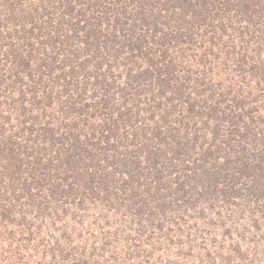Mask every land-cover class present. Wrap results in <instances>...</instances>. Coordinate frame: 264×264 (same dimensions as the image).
Masks as SVG:
<instances>
[{"label": "trees", "instance_id": "16d2710c", "mask_svg": "<svg viewBox=\"0 0 264 264\" xmlns=\"http://www.w3.org/2000/svg\"><path fill=\"white\" fill-rule=\"evenodd\" d=\"M40 3L46 14L26 13L19 7L22 1L0 0V14L3 6L8 10L3 21L0 17V89L9 63L14 64L9 77L23 82L21 74H27L21 89L9 91L12 97L16 92L20 95L18 110L9 97L0 98V109L7 104L12 109V113L0 112V264H11L12 259L19 263L25 257L21 252L40 253L41 247H47L40 259L47 264H233L231 255L217 258L220 254L210 250L206 258L193 263L191 258L183 263L177 257L186 254L187 243L201 240L204 246L207 242L215 246L217 238L209 241V230L205 236L189 232H198L203 223L225 229L222 240L228 237L235 252L242 247L229 235L232 222V227L240 220L246 222L241 241L248 239L251 228H263L264 115L246 109L264 95V0ZM5 22L20 25L19 31L12 34L4 29ZM1 26L8 36H3ZM176 52L182 61L198 66L187 70L184 86L178 73L185 69L174 57ZM120 66L129 80L123 89L114 80L119 76L113 69ZM215 72L232 84L226 89L215 83ZM133 80L147 83L151 97L165 98L170 91L167 103L175 109V100H183L188 116L200 117L205 126L210 120L227 122V136L217 123L211 129L213 142L205 148L184 117L182 137V129L162 130L158 124L149 129L141 119L142 110L128 104L134 101L129 96H139L130 89ZM250 86L260 92H247ZM186 89L197 91L201 99L206 95L202 106L184 93ZM65 97L67 111L78 115L77 122L57 129L50 127L51 120L35 122L39 105ZM117 97L128 105L114 104ZM225 97L228 103L223 108ZM89 109L97 125L89 126L90 133L73 131L72 126L86 123ZM230 109L242 112L230 116ZM163 118L168 123L167 116ZM13 121L21 129L11 133L8 125ZM105 201L107 213L113 212V201L125 210L114 211L119 216L115 222L128 230L123 248L97 216L87 215L91 204ZM222 211L224 217L219 218ZM65 217L80 221L78 237L91 246L75 244L76 228L60 221ZM98 223L97 233L92 226ZM172 249L177 251L176 260L170 258ZM155 250L167 253L169 259L156 258ZM121 252L133 256L124 260L119 258ZM42 261L37 264H45Z\"/></svg>", "mask_w": 264, "mask_h": 264}, {"label": "rangeland", "instance_id": "374dc122", "mask_svg": "<svg viewBox=\"0 0 264 264\" xmlns=\"http://www.w3.org/2000/svg\"><path fill=\"white\" fill-rule=\"evenodd\" d=\"M20 1H22L23 6L20 5L19 7H24L26 9V13L27 12L31 13V14L34 13V15L35 14L40 15L41 13H44L43 9H39V6L41 4L40 0H37V1L18 0V2H20ZM2 10H4V11H3V13L0 14L1 21L4 20L3 18H4L5 11H8V10H6L5 6L2 7ZM44 14H46V13H44ZM3 27H4V29H10L11 30L10 32L13 34L17 31H19L20 25H17L15 23L5 22L3 24ZM3 27L1 26V30L3 31V36H8L6 33L7 30L5 32ZM16 49H19V46ZM115 50H117V49H115ZM173 55H174V57L178 58L181 66L185 69V71H183L181 69L180 72L178 73V76L180 79L179 83H180V85L183 84V86H184V85H186V83L182 80H184V78L187 77V74H186L187 70L192 68V67H198V66L196 64H193L192 62L186 63V62L182 61L179 57L178 52L174 53ZM121 61H122V58L120 59V62ZM144 67H146V66H144ZM13 68H14V64L9 63V67H7V69L5 70L4 78H5L6 82L3 84L2 88L0 89V98L1 99L5 98V99H3L5 101L6 98L9 97L10 102L14 101L15 104H13V105H15L16 109L18 110L19 107H21L20 102H18V100L20 99V95L18 92H16L14 97H12L9 95V91H17V89H19V88L21 89L23 86V83L26 80L27 74H26V72L21 74V76L23 78V82L17 81L14 78H11L8 76L10 73H12ZM115 69L116 68H114L113 71H115L116 75L119 76L117 80L114 79L116 82V87L123 89L126 82L127 81L129 82V80L126 77V73H125V70L123 69V67L120 66L119 69H116V70ZM193 71H195V70H193ZM137 72H138V70L136 72H133V73L137 74ZM227 76H230L233 79L235 78L234 74H229ZM213 78H214L213 80H215L214 81L215 83H217V84L222 83L223 87H225L226 89L233 82V80H230L229 82H227L226 80H224L225 79L224 76L221 77V75H218L217 72L214 73ZM80 81H81V83L84 82V80H82V77L80 78ZM146 85H147V83L146 84H138L136 81L133 80V83L130 84V89H132V94L138 93L139 96H135V97L129 96L127 99H134V101H128V104L131 106V108L133 106L134 107L138 106V108H140V110H142L141 119L146 120V122L148 123L149 129H153L156 126V124L163 126L162 130H167L169 128L171 129V127L174 130H178V129L181 130L182 129V132H180V134H181L180 137H182L183 135H185V131H184L185 126L182 123L181 119H182V117H184L183 121L186 123L187 126H190V129H189L190 132H193L192 134H196V133L200 134L198 143L201 145H204L205 148H208V146L213 142L212 138L210 137L211 129L214 126L216 127L217 123H219V126H221L220 127V133L224 136V138L227 136V131L229 129V125L227 122H224L223 120H219V121L210 120L209 125L205 126L204 120L201 119L200 117H192L193 115L188 116L185 105H182L183 100H179V99L175 100L174 104L177 107L174 109L172 104L167 103V101H168L167 99L172 94L170 91L168 92V94L165 98H161V97L155 98L154 96L151 97L152 94L146 93V90H147ZM91 87H92V84H91ZM192 87H195V86L191 85V88ZM262 87H263L262 89L264 90V85ZM126 88H129V87L126 86ZM186 88H188V87H186ZM252 89H255L256 91L260 92V88H257L255 86H250V90L247 89V92H251ZM142 90L144 92V95L140 96ZM5 91L6 92L8 91V94H6ZM90 92L91 91H89V94H90ZM156 92H157V89L155 90V93ZM183 92H184V90H183ZM186 92H188V94L192 95L193 100L198 99L200 101L201 105H199L198 107L202 106L201 100H204L206 98V95H204L203 98L201 99V97H197V91H195V90L186 89L184 93L186 94ZM33 95L34 94H32V96ZM39 96H43L42 93H39L38 97ZM38 97L36 98L37 100H38ZM239 99H241V98H238V100ZM68 100L69 99L67 97H65L62 100H56L50 104L45 103V104L39 105L37 107L38 109H36L35 113H34V115L36 117L35 122H37V124H47V123H49L48 121L51 120L52 123H51L50 127L54 128V129H57V127H59L60 124H62V125L68 124L71 126L74 122L78 121V115L74 112L67 111V107H66L67 103L66 102ZM255 100H256V98H254V101ZM124 101H125L124 99H122V98L119 99L117 97V100H115L114 104L118 103L119 105H128L127 103L125 104ZM228 101L230 102L231 100L228 99ZM256 101H259V102L253 103V105H250V107L247 108L246 110H253L254 109V110L258 111V114L260 116L264 115V95L261 98H258ZM213 102H215V101H212V103ZM227 103L228 102H227V98H226L225 104L222 107L226 108ZM198 107H197V110H199ZM9 108H11V106H9V104H7L6 107L4 106V109H2V108L0 109V112L8 111V113H12V109H9ZM234 109H230V110H233V114L228 113V115H230V116L235 115L236 116L242 112L241 110H234ZM18 112L19 111H17V113ZM19 114H20V112H19ZM165 116H167L168 123L163 118ZM85 118H87V119H85V122H86L85 124H81L80 127L72 126V127H74L72 130L76 132V129H77V131H79V132L86 131V132L90 133L89 129H88L89 126L97 125L96 123L98 122V119H97V117L92 115V109H89V112L87 114H85ZM101 122H105V121H100L99 124H101ZM8 126H9L8 130H10L11 133H13L15 129H17V130L21 129V126L19 127V124L16 121L11 122ZM136 130H138V129L135 127L134 131H136ZM131 132H129V133H131ZM222 138L223 137H220L218 139V142H216L217 145H221ZM122 148H123V150H125L126 147L124 146ZM130 150H132V149H130ZM167 179H169V177ZM151 180H152V178L147 179L148 182H150ZM143 181L146 182V180H143ZM105 204H106V201L104 204H103V202H98L97 204L96 203L91 204L89 214H87V215L93 216L94 218H95V216H97L98 220H99L98 222H100V223L102 222L103 227L105 228V231L108 229L112 230L110 233V236L115 235L114 238L117 239L116 245H120L123 248L124 243L126 241V240H124V236H125V234H127L126 231H128V230L124 227L125 224H119V223L115 222V220L119 216L116 215V213H114V211L117 213H123V212L125 213V210L120 209V207L113 201L112 205H111L113 208L112 209L113 212L107 213L105 210V207H103V206H105ZM115 208H117L119 211H117ZM251 208H253V207H251ZM216 212H220V210L217 209ZM224 214H225V211H222V216L220 215V217L218 215L213 214V213H209L208 216L211 215L212 218L218 219V217L223 218ZM250 217L254 218V211L253 210H251ZM85 218H87V217H85ZM245 219H246V221H248L247 218H245ZM60 221L61 222L64 221L67 223L70 222L71 227L73 229L76 228L73 236L75 239L77 238V241L75 242V244H77V246L83 247V245H85V244L87 245L86 248L91 246V243L89 240L85 243L86 238H84L85 240H82L81 238L78 237L80 234L81 227H82V224L80 223L79 220L73 221V218L71 220L69 217H65V218L61 219ZM88 221H89V219L88 220L86 219L84 222L87 224ZM231 224L232 225H229V226L227 225L228 230L230 229L229 235L231 236V239L233 240V242L239 243V244L241 243V247H242L241 252L242 253L241 252H235L232 250V248H229V245L232 242L230 241V239L228 237H227V241L222 240V238L225 237L223 235V233L225 232V229H222V228L216 227V226H214V227L208 226L207 223H203V226L200 227L198 232H197V229H191L189 232L193 236L198 234V233H200V234L204 233L203 235L205 236V233L209 230L211 232V235H209V237H208L209 241H212L213 240L212 238H217L216 242H214L215 246H213L212 242H207L208 246H204L203 244H201V240L197 241L193 244L187 243L185 245L186 254L182 257L178 256L177 258H180L181 262H183L182 261L183 259H186L189 261V258H191L190 263H193L192 261H194L198 258H206L205 257L206 251L210 250V251L218 252L220 254V255H218L217 258H227L228 255H231V257L233 258L232 259L233 264H264V220H263V228L260 231H257L256 227H253L250 229L251 231H249L246 234L248 236V239L246 241H241V238H240L241 237L240 234L242 232H244L245 229H247L246 222L240 220L235 225V227H232V226H234V222H232ZM45 227L47 229L51 230V227H49L47 225ZM10 228L17 229V226L10 225ZM46 228H44L42 230V233H41L42 236H44ZM92 229L94 230V232L98 233L100 231L99 223H98V225H96V224L93 225ZM236 229L238 231H236ZM54 230H55V228H53L51 231L54 232ZM102 230H104V229H102ZM113 230H118V232L113 231ZM204 236H203V238H204ZM83 237H86V236L83 235ZM53 242H54V240H53ZM255 243H257V244H255ZM222 244H224L225 247H221ZM42 249L45 251L47 249V247H45V249H44V247H41L40 250H42ZM40 250H39V252H40ZM43 252L36 253L32 249H30V251L21 252L22 256H25V257L21 258L19 263L16 262V264H25V262H27V264H28V262H29V264H37V263L42 261L40 259L44 258L43 254H42ZM176 252L177 251L175 249H172L171 255H170L171 259H173V260L177 259L176 255L174 254ZM24 253H26V254L23 255ZM154 255L156 258L161 256L162 258L166 257V259H169L167 253H164L162 251L157 252L155 250ZM130 256H133V252H121V257H119V258H123L124 260H126L127 258H130ZM152 258H154V257H152ZM212 258H216V257H212ZM243 258H247V260L243 261ZM2 259H4V258H2ZM18 259L19 258H17V260ZM43 262L44 261H42V263ZM6 263L7 262H5V264ZM44 263L47 264L46 262H44ZM186 263H189V262H186ZM11 264H15V261L13 259H12ZM194 264H198V263L195 261ZM204 264H207V263L204 262Z\"/></svg>", "mask_w": 264, "mask_h": 264}]
</instances>
